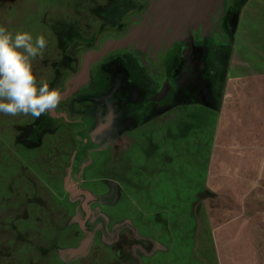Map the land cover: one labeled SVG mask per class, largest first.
I'll list each match as a JSON object with an SVG mask.
<instances>
[{
	"label": "rangeland",
	"instance_id": "rangeland-1",
	"mask_svg": "<svg viewBox=\"0 0 264 264\" xmlns=\"http://www.w3.org/2000/svg\"><path fill=\"white\" fill-rule=\"evenodd\" d=\"M142 1L0 0V26L12 33L27 31L34 38L44 36L46 46L32 58V69L38 85L46 81L52 88L51 70L56 64L74 69L75 59L64 53L67 42L92 39L108 25H117L129 6L135 7ZM192 68L179 75L181 93L191 101L189 105L172 110L168 118L152 119L153 123L138 127L133 134L135 142L136 136L138 141L148 138L145 146L132 147L134 154L140 152V158L129 159L128 134L123 135L124 129L120 135L108 137L109 145L92 152L91 162L79 180L89 190L106 196L100 208L107 218L108 231H97L88 252L74 258L59 255L61 249L75 247L82 235L81 224L72 215L78 201L72 200L65 188L72 153L69 132L62 126L47 130L39 143L31 144L26 136L35 117L0 113V264L18 259L16 263L29 262L25 251L40 247V253L38 250L29 254L35 264H138L140 258L132 254L135 250L138 255L143 254L141 264H160V260L162 264L181 262L186 252H162L154 259L149 258L146 256L149 244L122 225L132 217L139 229L149 225L151 231L155 230L163 244L175 239L179 248L188 247L189 218L181 227H177L179 221L170 222L165 235L166 226L161 220L167 215L160 208L167 209L170 218L179 214L189 217L192 214L189 201H193V195L201 188L204 150L215 116L208 106L216 102V97L205 89L204 78L194 76ZM73 105L78 107L81 103L74 101ZM134 121L116 120V128L122 129ZM163 132L168 134L167 144ZM129 176L140 185L136 190L142 187L139 195L142 201L138 197L136 200L146 213L131 205ZM156 176L163 177L162 182L156 181ZM131 191L134 193V189ZM119 236H122L120 242ZM15 248L17 253H10ZM119 248L125 251L118 253Z\"/></svg>",
	"mask_w": 264,
	"mask_h": 264
},
{
	"label": "flooded vegetation",
	"instance_id": "flooded-vegetation-1",
	"mask_svg": "<svg viewBox=\"0 0 264 264\" xmlns=\"http://www.w3.org/2000/svg\"><path fill=\"white\" fill-rule=\"evenodd\" d=\"M163 1L143 0L135 7L129 6L128 12L122 15L117 25H108L92 39L67 42L64 53L66 57L75 59L74 69L59 63L51 70L52 88L58 89L65 96L55 110L39 118L35 117L27 130L26 140L31 144L39 143L45 131H53L60 126L71 137L72 153L65 188L70 198L78 201L75 214L72 215L81 224L82 235L75 247L60 250L62 258L85 255L93 243L94 234L97 231H108L105 225L107 218L100 208L106 196L89 190L79 180V175L91 162L92 152L109 145V136L120 135L121 130H126L123 135L128 134V140L129 132L142 126L146 120L159 118L168 108L190 103L186 99L188 97L181 93L179 79L186 68L193 67L194 76L205 79V89L215 94V103L221 98L243 0H207L202 11L191 12L180 19L176 13L167 15L158 39L150 42L134 41L125 47L108 51L89 64L88 79L85 82L78 86L72 83L80 71L84 53L98 51L104 42L121 39L133 27L151 23V14ZM74 101L81 105L75 107ZM116 120L136 121L117 130ZM95 132H98L96 136ZM70 188L87 192L88 195L73 194ZM126 221L122 226L145 241L136 234L129 220ZM121 240L122 236H119L118 242ZM83 243L86 246L80 253L71 256L64 254L67 250L80 248ZM123 250L119 248L117 252Z\"/></svg>",
	"mask_w": 264,
	"mask_h": 264
},
{
	"label": "crops",
	"instance_id": "crops-1",
	"mask_svg": "<svg viewBox=\"0 0 264 264\" xmlns=\"http://www.w3.org/2000/svg\"><path fill=\"white\" fill-rule=\"evenodd\" d=\"M187 105L168 108L161 116L168 118L172 110ZM208 107L215 113L213 130L204 150L206 161L201 172V188L193 195V201H189L192 214L170 218L168 210L160 208L167 215L161 220L166 226L165 235L170 222L179 221L177 227H181L189 218L188 247L179 248L175 239L163 244L160 235L151 231L149 225L139 229L132 217L128 220L136 234L149 244L146 256L151 259L162 252H186L187 256L183 254L178 264H264V0H244L221 98ZM153 122L146 120L143 125ZM137 128L130 132L127 140L130 160L140 158V152L134 154L132 149L145 146L148 140L147 136L139 141L136 136V142L132 139ZM161 135L167 144L168 134ZM156 178L162 182L163 177ZM128 179L131 205L146 213L136 200L140 199L142 187L136 190L140 185L135 183L134 177ZM147 183L150 186L152 181ZM40 248L25 251L29 262L16 263L18 259L4 264H35L29 254H35ZM10 253H17L16 248ZM132 254L140 258L138 264H141L143 254L138 255L137 250Z\"/></svg>",
	"mask_w": 264,
	"mask_h": 264
},
{
	"label": "clouds",
	"instance_id": "clouds-1",
	"mask_svg": "<svg viewBox=\"0 0 264 264\" xmlns=\"http://www.w3.org/2000/svg\"><path fill=\"white\" fill-rule=\"evenodd\" d=\"M46 46L43 35L33 37L27 31L12 33L0 26V113L40 115L55 110L62 96L46 81L38 85L32 58Z\"/></svg>",
	"mask_w": 264,
	"mask_h": 264
},
{
	"label": "water",
	"instance_id": "water-1",
	"mask_svg": "<svg viewBox=\"0 0 264 264\" xmlns=\"http://www.w3.org/2000/svg\"><path fill=\"white\" fill-rule=\"evenodd\" d=\"M213 2L215 1L213 0ZM206 3L207 0H164L162 3L157 5V9H155L151 14V23H147L146 25H142L140 27H133L130 33L121 39L108 40L104 42L98 51L84 53L82 56L80 71L78 75L72 79V83L75 84V86H78L79 84L85 82L88 79L89 64L101 58L108 51L125 47L134 41L150 42L152 39H158L159 34L164 29L167 15H173V13H176V17L180 19L187 16L191 12L195 13L202 11V8ZM61 96L63 98L65 94L63 93ZM69 191L73 194L81 193L83 195H88L87 192L77 191L74 188H70ZM85 246L86 243H83L80 248L67 250L64 254H68L70 256L75 255L80 253Z\"/></svg>",
	"mask_w": 264,
	"mask_h": 264
},
{
	"label": "trees",
	"instance_id": "trees-1",
	"mask_svg": "<svg viewBox=\"0 0 264 264\" xmlns=\"http://www.w3.org/2000/svg\"><path fill=\"white\" fill-rule=\"evenodd\" d=\"M243 3H244V0L241 2V6L243 5ZM241 6H240V8H241Z\"/></svg>",
	"mask_w": 264,
	"mask_h": 264
}]
</instances>
